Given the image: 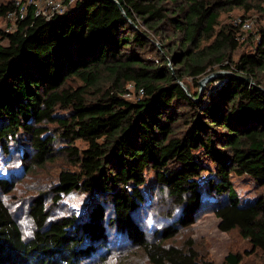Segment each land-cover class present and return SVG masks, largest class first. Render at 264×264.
<instances>
[{"label":"trees","instance_id":"1","mask_svg":"<svg viewBox=\"0 0 264 264\" xmlns=\"http://www.w3.org/2000/svg\"><path fill=\"white\" fill-rule=\"evenodd\" d=\"M257 2L74 0L0 27V153L22 163L0 169V264H106L118 245L148 264H206L190 238L174 242L206 212L264 257V24L241 41L242 23L221 21ZM13 8L2 0L0 20ZM56 162L28 199L26 236L2 194ZM235 177L257 194L241 202ZM72 193L86 209L55 217ZM221 264L247 263L229 251Z\"/></svg>","mask_w":264,"mask_h":264},{"label":"rangeland","instance_id":"2","mask_svg":"<svg viewBox=\"0 0 264 264\" xmlns=\"http://www.w3.org/2000/svg\"><path fill=\"white\" fill-rule=\"evenodd\" d=\"M2 0H0L1 2ZM259 4L260 7L255 5ZM242 18V19H241ZM247 20L250 23L251 28L248 30L241 29V41H244L250 34H253L259 25L264 24V0H259L254 6L246 11L235 8L228 12H223L221 15L222 22H232ZM9 23L7 20H0V27L8 28ZM249 49V44L246 43L241 46L234 54L233 59L236 56ZM218 73L209 72L211 77L205 84H199L198 91L202 93L203 90H207L209 85L207 84L216 77ZM217 85V84H216ZM132 91V87L128 86ZM76 145L80 148L86 146L82 141H76ZM21 162L18 157L9 158L7 154L0 153V169L3 171L10 169L11 171H18L21 166ZM60 166H64L62 162H56L54 164H49L45 169H35L30 175L21 177L18 179L15 188L9 193H4L2 196L5 198V202L8 204L10 210L16 217L20 228L23 230L24 234L30 235L32 232L33 224L30 218L27 216V202L31 196L36 195V191L45 189L50 181L55 180ZM5 174V173H3ZM151 177V173L148 174ZM148 176V180L151 178ZM235 188L238 192L241 202L249 201L255 194H257L258 187L255 186L254 182L251 180L240 177L234 178ZM147 186L143 189L147 192ZM1 195V194H0ZM5 195V196H4ZM153 201L156 205L157 199ZM90 198L87 193H72L68 196H64L57 206L52 209L54 216H61L64 214H81L86 209V204L89 202ZM49 203V202H48ZM167 207L163 208V211ZM159 209L158 205L156 207H151L154 212L153 217L149 216L146 222L147 232L154 229L162 224L160 213L156 212ZM218 219L211 212H206L201 214L195 223L188 229L184 230L179 234L174 242L177 245L182 244L184 240L190 238L194 241V247L199 251V255L203 258L206 264H221L223 257L229 252H240L243 254V261L247 264H264V257L259 251H254L253 253H244L250 249V244L247 240L239 237L236 231L229 233H224L220 231L217 227ZM118 244V243H117ZM120 246V245H118ZM118 246H112L114 249L107 254L106 264H148L142 255L137 250H128L124 247L122 249L117 248ZM122 246V245H121Z\"/></svg>","mask_w":264,"mask_h":264},{"label":"built area","instance_id":"3","mask_svg":"<svg viewBox=\"0 0 264 264\" xmlns=\"http://www.w3.org/2000/svg\"><path fill=\"white\" fill-rule=\"evenodd\" d=\"M14 8L6 14V20L9 23L6 31H13L16 27V23L19 20L24 19L29 8H31L35 17H43L50 19L56 14H62L74 0H9ZM234 23H242L241 28L248 30L251 28L250 23L247 20L235 21ZM218 84H220L218 82ZM128 90H130L128 88ZM131 91V90H130ZM127 92L124 96L126 98H132V93ZM138 94H142V90L138 91Z\"/></svg>","mask_w":264,"mask_h":264},{"label":"water","instance_id":"4","mask_svg":"<svg viewBox=\"0 0 264 264\" xmlns=\"http://www.w3.org/2000/svg\"><path fill=\"white\" fill-rule=\"evenodd\" d=\"M112 1H115V0H112ZM218 73V72H217ZM211 77L208 75L204 78H202L200 81H199V84H205ZM248 82H250L249 80H247Z\"/></svg>","mask_w":264,"mask_h":264}]
</instances>
